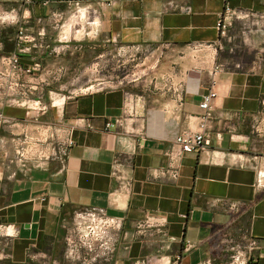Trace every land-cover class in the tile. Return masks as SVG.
<instances>
[{"label":"crops","instance_id":"crops-1","mask_svg":"<svg viewBox=\"0 0 264 264\" xmlns=\"http://www.w3.org/2000/svg\"><path fill=\"white\" fill-rule=\"evenodd\" d=\"M6 1L0 8V113L8 119L0 127V224L14 225L17 234L0 237V264H78L65 256L62 224L87 207L124 218L110 264H225L231 246L249 236L260 242L248 264H264V186L257 184L264 133L252 132L257 115L264 127V0H229L240 16L224 37L218 23L226 0H84L99 14L80 28L61 27L54 17L69 20L76 0ZM74 28L83 34L71 38ZM111 37L203 52L186 62L174 57L153 87L84 90L96 50L102 47L103 56ZM248 46L258 50L252 58L241 53ZM14 54L18 68L10 64ZM215 70L211 146L185 153L178 179L151 178L177 136L200 129V102ZM68 84L76 86L69 95ZM49 95L63 98L48 105ZM37 99L48 108L34 105ZM69 137L74 144L61 159L56 147ZM21 142L28 146L23 160L41 161L14 164ZM116 159L132 180L129 190L113 174ZM215 198L243 200L249 208L230 224L232 215ZM148 215L167 219L166 235L156 228L137 232Z\"/></svg>","mask_w":264,"mask_h":264},{"label":"built area","instance_id":"built-area-1","mask_svg":"<svg viewBox=\"0 0 264 264\" xmlns=\"http://www.w3.org/2000/svg\"><path fill=\"white\" fill-rule=\"evenodd\" d=\"M104 3L106 5H111L113 0H106ZM74 5L79 14H74L71 17L76 16L81 18L83 13H87L89 15L87 24H93L95 17L99 14V9L93 7L91 2L85 3L84 0H76ZM187 9L190 10V8ZM246 15L248 14H245V16ZM239 16L240 13L229 4V0H226L224 10L218 23L221 36H227L228 28L232 20ZM54 17L61 27L65 26L70 20V18L69 20L68 18H65V15L62 13L55 14ZM78 33L79 31L76 30L75 34ZM20 34L21 36L23 35V30H20ZM9 60L12 67H19L20 62L17 54L12 55ZM216 74V70L212 72V82L210 83L208 91L203 94L200 102V108L202 109V114L200 115V129L198 131L185 130L179 134L175 143L165 151L167 163L164 166L154 168L150 173L151 178L168 177L171 180L178 179L180 176V160L183 155L188 152H199L211 146L212 137L209 133V126L213 117V101L217 96ZM34 105H40L39 108H41V110L48 108L47 104H44L41 99H37ZM7 121V117L3 113H0V127ZM261 122V116L257 115L254 117L252 125V132L254 134L261 135L264 133V127L261 125ZM110 126V123L107 124V128ZM73 144L74 140L69 137L65 142L56 147V155L59 158L64 159L68 152V148ZM16 150L17 156L21 158L20 160H23L24 155L27 153L28 146L25 142H21ZM263 168L264 163L258 166L259 173L257 184L259 186H264L262 179ZM113 174L117 177L122 188L125 190L130 189L132 186V180L121 173L117 159L114 164ZM215 201L221 203L224 210L232 215L230 224L234 223L237 218L249 208L248 202L243 200L215 198ZM166 224L167 219L165 217L148 215L144 220L137 224V232L140 234H146L148 230L156 228L166 235ZM62 225L65 229V256L67 259L77 262L78 264H110L114 259L120 242L121 233L124 227V218L108 214L107 210L103 207H87L77 210L72 219L64 221ZM16 234L17 230L14 225L0 224V237H12ZM245 238L247 241L246 243L231 246L229 261L225 264L249 263L255 250L259 247L260 241L253 236ZM227 239L233 241L232 238Z\"/></svg>","mask_w":264,"mask_h":264},{"label":"rangeland","instance_id":"rangeland-1","mask_svg":"<svg viewBox=\"0 0 264 264\" xmlns=\"http://www.w3.org/2000/svg\"><path fill=\"white\" fill-rule=\"evenodd\" d=\"M6 0H0V8L5 9ZM21 5V2H19ZM79 14L77 9L69 14L71 18L68 24L75 23L76 27L80 28L87 23L89 15L86 13L85 17L80 18L72 15ZM68 27V26H67ZM75 34V28L71 31V38ZM83 31H79L77 36H81ZM70 35V32H69ZM100 52L96 50L95 59L89 65L93 66V72L87 75L84 90H96L98 88H112L131 86L133 83L145 84V86L153 87L155 85V77H159V81H163L161 76L172 69L171 60L174 57H180L183 62L190 61L197 54L203 52L201 47H187L180 49H173L163 45H142L132 46L121 43L119 40L111 37L109 46H105L104 55H102V47H99ZM245 57L252 58L258 52L254 46L243 47ZM226 54V53H225ZM85 67V66H84ZM70 81V80H66ZM67 89L63 92L69 95V91L76 88L75 85H67ZM63 98L62 95H49L46 97L48 105L56 104L57 100ZM41 160L26 159L16 160L17 162L33 164ZM262 179L264 182V168L262 169Z\"/></svg>","mask_w":264,"mask_h":264},{"label":"bare ground","instance_id":"bare-ground-1","mask_svg":"<svg viewBox=\"0 0 264 264\" xmlns=\"http://www.w3.org/2000/svg\"><path fill=\"white\" fill-rule=\"evenodd\" d=\"M84 16H85V13H83V14L81 15V18H83ZM195 73H199V72H194L193 75H194ZM56 104H58V103L56 102Z\"/></svg>","mask_w":264,"mask_h":264}]
</instances>
